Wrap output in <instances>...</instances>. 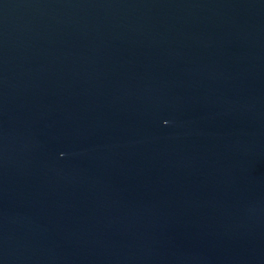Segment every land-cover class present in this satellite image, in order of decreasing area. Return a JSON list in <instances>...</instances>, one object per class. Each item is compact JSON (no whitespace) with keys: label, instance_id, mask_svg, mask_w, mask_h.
<instances>
[{"label":"water","instance_id":"obj_1","mask_svg":"<svg viewBox=\"0 0 264 264\" xmlns=\"http://www.w3.org/2000/svg\"><path fill=\"white\" fill-rule=\"evenodd\" d=\"M0 264H264V0H0Z\"/></svg>","mask_w":264,"mask_h":264}]
</instances>
